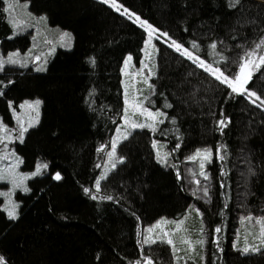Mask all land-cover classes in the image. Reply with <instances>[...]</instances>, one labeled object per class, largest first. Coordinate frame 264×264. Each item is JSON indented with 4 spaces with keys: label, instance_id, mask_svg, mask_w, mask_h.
Segmentation results:
<instances>
[{
    "label": "trees",
    "instance_id": "1",
    "mask_svg": "<svg viewBox=\"0 0 264 264\" xmlns=\"http://www.w3.org/2000/svg\"><path fill=\"white\" fill-rule=\"evenodd\" d=\"M117 1L193 53L214 59L226 75L237 71L245 51L264 38V0H242L234 9L228 0ZM18 2L5 12L16 0H0V57L18 52L28 66L6 65L0 72V114L10 122L9 101L41 98L39 124L15 146L25 168L42 161L48 169L29 180L31 191L21 194L17 220L0 211V255L8 264H144L145 255L154 264H264V253L241 255L233 248L260 244V226L241 218L264 217V106L229 97V88L168 47L171 40H156L154 89L147 102L167 113L165 122L155 133L136 129L117 144L115 160L123 157V162L114 169L111 164L96 192L106 157L97 148L110 149L124 106L121 65L127 54L140 58L145 32L100 0ZM13 18L18 28L9 22ZM64 32L71 35V47H61ZM193 41L199 50L191 48ZM213 42L220 55L210 54ZM41 64L46 70L36 71ZM247 87L264 98V68ZM221 113L231 121L223 133L216 126ZM155 138L170 153L164 165L157 163ZM220 144L227 157L221 161L214 154L212 163H205L210 177L205 180L199 162L187 157L203 148L215 153ZM57 172L59 181L52 178ZM108 196L112 199L102 198ZM164 218L183 221L179 230L192 251L183 247L174 254L175 242H141L138 233ZM200 239L202 248L196 244Z\"/></svg>",
    "mask_w": 264,
    "mask_h": 264
},
{
    "label": "snow or ice",
    "instance_id": "2",
    "mask_svg": "<svg viewBox=\"0 0 264 264\" xmlns=\"http://www.w3.org/2000/svg\"><path fill=\"white\" fill-rule=\"evenodd\" d=\"M101 3L109 5L111 8L115 9L116 11L120 12V15H126L128 18L135 17L133 20V23H138L139 27L143 28L145 32L147 33V39L144 41L145 45L148 47H155L153 45L152 41L153 39L160 40L161 43H167V40H171V43L167 46L170 48H173L177 53H179L181 56L186 57L187 59L193 61L196 63L197 67L202 68L205 72H207L209 75H211L215 80L219 81L220 84L225 85L227 88H229L231 91L229 92V97H232L233 95L243 96L245 99L249 100L250 103L255 104L256 101H259L260 103L256 105L257 107L264 106V98H262L260 95L257 94V92L249 89L247 85L252 81L254 74L260 72L262 68H264V38H261V40L258 43H255V46L251 50L245 51L244 55L241 56L240 62L238 63V70L232 73L231 75H226L225 72L218 66V62L214 63H206L205 60L201 59L199 56H195L193 51L189 50V48L184 47L181 43L177 42L176 40L172 39L167 32H162L160 29L154 27L152 24L148 23L146 20L141 19L139 16L135 15L134 13H131L127 8L123 7V5H120L117 3V0H100ZM242 0H228V6L230 8H236ZM19 2L16 0V3H9L8 7L4 8L3 11L5 12H11L13 8L19 7ZM23 10L27 12L28 4H23ZM121 8H123V11H121ZM31 17V13H27ZM36 19V18H34ZM40 21H46V17H39ZM14 28H18L19 24L15 21L13 18L9 21ZM158 33V35H157ZM15 34V33H14ZM161 37L167 38V40H161ZM47 42V41H46ZM60 44L61 47L67 46L71 47V35L70 33L64 32L60 36ZM210 49H212V52L210 53L213 56L220 55L218 52H216L217 49V43L213 42L208 46ZM191 48L199 50V45L193 41L191 43ZM258 50L260 54L258 53ZM54 51V49H53ZM146 57L148 59H151V54L146 53ZM36 60H39V57L35 58ZM221 59H226L225 57L221 56ZM132 61V56L129 55L125 59V68L129 65V63ZM91 64H95L94 59H90L89 61ZM214 64L216 66H214ZM6 65H19L20 67H27L28 66V60L27 58H21L20 53L13 52L9 53L6 58L0 57V72H3L5 70ZM142 67L139 71L136 73H133L134 76H143L144 69L148 68V75L147 77H144L143 83H147L148 79H150L152 76L155 75V72L149 68V65L145 63L144 61H141ZM154 67V65H153ZM36 71H45V65L41 64L39 67L35 69ZM123 71V69H122ZM2 83V82H0ZM13 81L9 80L8 84H12ZM149 88L154 89V85L149 84ZM140 91V90H138ZM93 93H89V96H91ZM3 95V91L0 90V96ZM127 95V93H126ZM144 99H148L145 97ZM88 103V101H85ZM128 100L125 101L126 107H125V115L122 117V119L125 120V125L123 128L118 127L117 133H119L118 136H114L112 140L110 141L112 151L107 152V156L110 159H113L116 157V148L117 144L122 140H127L129 136L132 134V131L136 129H148L152 133H155L157 131L158 125L164 124V119L162 117H166L167 113L162 112L161 110L157 109L155 111L150 110L147 107H144L143 100L137 102L134 105V110L132 111L131 115H129L128 110ZM42 104V101L39 99H36L34 101H24L19 107L21 109H27L30 111V113H34L35 115L29 114L28 117V124L27 127H25V123L23 119H21L20 115H17L15 111H13V115L17 121L18 125V135L14 137V139L19 140L21 143L24 140L25 134L28 132L30 128L35 127L39 124V117H40V106ZM91 107V105H89ZM164 107L171 108V104H165ZM9 108H12V101H9ZM139 114L140 116L145 117L146 122H137L132 117ZM221 116L223 117V113H221ZM171 122L175 124V119L172 118ZM231 121L227 117H223L222 119L218 120L216 122L217 128L223 133V129L228 126V124ZM14 131L12 129H9L6 125H4L2 122H0V143H4V141L8 140L10 141L13 139L11 136V132ZM179 130L177 129V132ZM177 140H179V136H177ZM158 141L153 140L152 142V148L157 149ZM5 149L7 148V143H4ZM181 147L180 143H177L175 148L179 149ZM105 146L101 145L97 148V152L104 151ZM223 152V154H222ZM215 154V157L221 161L225 160L227 157V151L226 146L223 144H220L216 147L215 153H213L212 148H203V149H197L193 155H190L187 157V160L192 162H199V168H200V175L204 177L205 180H209V175L204 171L205 169V163H212V157ZM14 155V153H12ZM170 155L168 152H161L160 150H157L156 152V158L157 163H160L162 165L167 163V158ZM7 158V157H3ZM123 157H120L118 160H114L112 163V168L114 169L116 167L117 163H122ZM20 163H23V161L16 157V164L12 165L11 167V180L10 183L13 185V189L19 188L23 192L28 193L31 191L29 187L25 185V181L32 179L34 177L42 175L44 171L48 169V164L43 162H37L35 166V170L31 173H17L15 169L18 167ZM96 167H100V165H96ZM224 173H222L223 175ZM54 180L59 181L62 179V176L59 172H57L53 177ZM178 179L180 178L178 174ZM8 174H0V180H7ZM105 179V175H101L99 178L95 181V190L96 192L101 191V181ZM198 185L201 183L199 180L195 181ZM224 185H221L223 187ZM84 193L86 195H90V198L92 200H96L97 196L91 194V189L85 187L83 189ZM203 194L205 197L209 195V189L207 186L203 187ZM0 195H3L6 197L5 206L0 208V211H3L6 213L7 219L10 221H15L19 218V204L15 203L11 200V190L8 193H2L0 192ZM103 199L111 200L112 197H102ZM198 212V210H197ZM199 214V212H198ZM242 222H248L252 223L254 222L256 225L260 226L259 234L256 236L257 239L260 240L259 245H249L245 244L243 248H238L236 244H233V248L240 252L241 255H248L250 253H264V217H253L251 215L242 217ZM166 224H174L176 229L179 230L182 225L183 221H167V220H161L158 221L155 225L147 229L148 233H153L155 229H160L161 234H157L156 238L154 239L150 235L146 234H139L143 235L142 243L147 245H155V244H167L172 245L173 241L169 238L170 233L168 231H165L161 225ZM203 231V229H202ZM216 233H220L222 231L221 228L217 227L214 230ZM251 235V233H249ZM187 242V241H185ZM205 241L203 239H200L196 241V244L203 247ZM213 243L218 245L217 240H213ZM222 250V249H221ZM178 251V249H173V252ZM189 251H192L190 248ZM142 260L144 261V264H154L153 259L145 255L142 257ZM0 264H8L6 257L3 255H0ZM135 264H141V261L138 260L135 262ZM215 264V262H213Z\"/></svg>",
    "mask_w": 264,
    "mask_h": 264
},
{
    "label": "rangeland",
    "instance_id": "3",
    "mask_svg": "<svg viewBox=\"0 0 264 264\" xmlns=\"http://www.w3.org/2000/svg\"><path fill=\"white\" fill-rule=\"evenodd\" d=\"M117 3H118V1H117ZM128 10L131 13H134L135 15L139 16L141 19L146 20L148 23H150L147 19L141 17L139 14H137L135 12H132L130 9H128ZM121 11H123V8H121ZM134 18L135 17H132L131 19L134 20ZM136 24L138 25V23H136ZM144 32H145V30H144ZM157 35H158V33H157ZM146 39H147V33L145 32L144 41ZM161 39H162V37H161ZM152 43H153V45H155V47H148L143 42V45H142V48H141V55H140V58L138 60H135L134 56L132 54H127L124 57V59H123V62H122V65H121V83H122L123 103H124L123 111H122L120 122L116 125V127L114 129V133H113V135L111 136V138L109 140L110 149L107 148V149L104 150V153L106 154V157L104 159L105 164L103 165L100 174H98V176H97L98 178L111 166V164L115 160V158L110 159L107 156V152L112 151L111 144H110V141L112 140V138L114 136H118L119 135V133H117V131H116L117 128L118 127L123 128V126L125 125V120L122 119V117L125 115V111H124L125 107H126L125 101L128 100V102H129L128 105H127L128 110H129V115H131L132 111L134 110V105L137 102L141 101V100H143L144 107H147V108H149L152 111H155V110L159 109V108H154L153 106H151L147 102V100L149 99V95H150V88H149L148 85L149 84L152 85V83H151L152 82L151 81L152 77L150 79H148L147 83H143V79H144V77H147L149 69L148 68L144 69L143 76H134L133 75V73H136L142 67L141 61H144L145 63H147L149 65V68H151V70L154 72L153 65L155 63L154 58H155V52H156V49H157L156 39H153ZM57 47H54L53 49L55 50ZM184 47H186V46H184ZM53 49H52V51H53ZM146 53H150L151 54V59H148L146 57ZM129 55L132 56V61L125 68L124 62H125L126 57H128ZM194 55L195 56H199L201 59L205 60L206 63H214L215 62V60L210 58L209 56L205 57V56L199 55L197 53L196 54L194 53ZM214 66H216V65L214 64ZM122 69H123V71H122ZM138 90H140V91H138ZM126 93H127V95H126ZM145 97H147L148 99H144ZM36 99L41 100V98H39V97H34V98H30V99H25L23 101H20V102H18L16 104L12 105V108H10V115H9V121L10 122H8L6 119H4L3 116L0 114V122H2L4 125H6L9 129L14 130V131L11 132V136L13 137V139H11L10 141H8V140L4 141V143H7V148L6 149L4 147V143H0V174H5V173L8 174V179L7 180H0V192L8 193L11 190V200L14 201L15 203H18L19 207H20V204L22 202L21 194L23 195V194H25V192H23L19 188L13 189V185L10 183V180L12 178L11 177V167H12V165L16 164V157H19L23 161L22 156L20 155V153L18 152V150L16 149V146H15V143L16 142H20V141L17 140V139H14V137H16L18 135V131L19 130H18L17 121H16V119H15V117L13 115V111H15V113L17 115L21 116V119H23V121L25 123V127H27L29 114H31V115H35V114L34 113H30V111L27 110V109H21L19 107V105H21L26 100L27 101H34ZM159 110L164 112L162 109H159ZM40 114H41V106H40ZM132 118L134 120H136L137 122H146L145 117L140 116L139 114H137L136 116H133ZM39 119H40V117H39ZM162 119H163V117H162ZM155 140L159 142V139L155 138ZM159 147H161L160 148L161 152H167V150L164 151V147H163V145L160 142L158 143L157 149H155L156 152H157V150H159ZM12 153H14V155H12ZM3 157H7V158H3ZM38 162H42V161H38ZM43 163H46V162H43ZM36 164H37V162L32 167L25 168L23 166V163H20L18 165V167L15 169V171L17 173H31L32 171L35 170ZM29 180L25 181V185L30 188ZM0 196L2 197V207H4L5 206V202H6V197L3 196V195H0ZM18 212H19V209H18ZM163 220L171 221L168 218H164ZM158 221H161V219H159ZM158 221L154 222L152 225L148 226L147 228L144 227L145 228V233L144 234L150 235L154 239L156 238L157 234H161L162 235L160 229H155L153 233H148L147 232V229L152 227L153 225H155ZM174 221H176V220H174ZM171 226H172V224L161 225V227L165 231H168L170 233L169 238L172 239L173 242H175V244L177 245V249L178 250H179V248L183 250L184 249L183 247H185L186 250H189L190 246L189 245L185 246L186 245L185 243H187L185 241H188L186 233L185 232H181L179 230L178 234L175 235L173 231L176 229V227H175V225L172 226V227ZM170 227H171V229L169 230Z\"/></svg>",
    "mask_w": 264,
    "mask_h": 264
}]
</instances>
